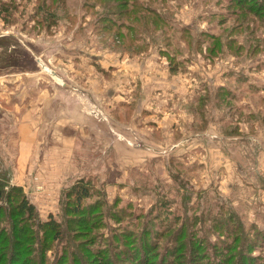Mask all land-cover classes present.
I'll use <instances>...</instances> for the list:
<instances>
[{"label": "rangeland", "instance_id": "obj_1", "mask_svg": "<svg viewBox=\"0 0 264 264\" xmlns=\"http://www.w3.org/2000/svg\"><path fill=\"white\" fill-rule=\"evenodd\" d=\"M83 1L0 0V32L13 35L0 59V183L64 232L81 227L67 226V194L89 181L103 231L150 230L155 263L165 258L162 210L214 241L221 206L233 205L252 254L261 243L264 252V9L237 16L228 0H145L170 26L141 21L135 41L127 26L102 27V1ZM11 205L0 212L6 231ZM81 231L74 241L90 233Z\"/></svg>", "mask_w": 264, "mask_h": 264}, {"label": "trees", "instance_id": "obj_2", "mask_svg": "<svg viewBox=\"0 0 264 264\" xmlns=\"http://www.w3.org/2000/svg\"><path fill=\"white\" fill-rule=\"evenodd\" d=\"M98 1H102L99 6L103 8L99 11V23L102 24L103 28L106 24L111 25V28H115L118 35L121 34V28L127 26V29L135 32L133 38L136 41L138 35L141 34L137 31V26L146 19L150 22L145 25L147 27L151 25L154 28L161 23L165 25L164 31L169 29L167 26L170 25L167 18L161 17L159 9L151 7L145 0ZM251 1L228 0L227 3L232 9L230 15L239 16L244 12V14L254 17L259 10L264 9V0L259 3L256 2V4L255 2L250 3ZM82 3L86 7L95 5L94 2L88 0H84ZM234 6L240 8L237 10ZM126 19H129V21L126 22ZM219 21L224 22L225 19L222 17ZM186 29H190V26L181 27L179 32H187ZM209 37L217 38L215 35ZM229 39L231 41L234 38ZM215 47H217L216 43L210 46L209 50H213ZM89 185V181L80 178L72 184L67 194V199L70 200L68 201L70 203L66 206L67 218L70 220L67 226L75 221L73 224L81 227L80 231H76V228L71 227L64 230L66 232L64 237V228L57 218L51 217V215L46 220L37 218L35 206L28 202L17 187L10 186L9 189L8 187L5 189V186L0 183V212L4 204L9 203L12 204L11 208L9 207V213L12 212L11 214L15 215V217L9 215L12 224L10 231H6V226L0 228V264H90L91 262L86 259L87 254L92 256L95 264H177L178 261H180L179 264H264L263 243L259 246L261 253L253 255L252 253L257 246L249 245L246 242L243 227L238 223L240 218H238L233 205L221 206L220 219L216 222V226H219L221 233H218L214 241H211L209 236H207L208 240L194 236L192 231L185 228L186 223L184 220L177 224L178 217L174 218L172 222L167 219L168 214L165 215L163 210L160 211L157 218H160L161 222L164 221L163 225L165 224L164 227L160 225L163 231L161 237H165L163 243L165 258L160 256L157 263H155L153 258L148 256L154 253L157 248V245L151 242L152 234H150V230L145 228L146 235L143 233L144 231L136 235L135 232L130 233L126 225L119 230L118 233L120 234L115 233V229H110V234L103 231L106 227L104 216H97L93 212L97 204L93 205L94 202H86V199L92 197V187ZM9 190L13 194L9 193ZM109 216L116 220L119 217L112 212ZM196 218H199V216H196ZM121 220L122 218H120ZM185 220H190V217L187 216ZM173 223L178 225V228L174 231L171 230V226L174 227ZM222 225L225 227L223 230ZM81 229L89 230L90 233L86 232V239L74 241V238L78 235L77 233H82ZM253 230L255 234L253 240L257 241L260 237L262 239V232H258L257 228H253ZM147 234H149V238ZM130 235L135 239L129 243L127 237ZM185 236L188 237L191 244H184L183 237ZM221 236L223 239H220ZM211 237L213 238L212 235ZM240 238L247 243L245 247L243 244H236L239 243ZM52 241H59L60 245L53 250L54 257L50 263L48 262L50 258L48 252L51 249L50 244ZM83 241L86 243L83 244ZM128 243L129 245H127ZM237 245L239 247L238 253H236ZM172 251L175 252L174 255H171L172 260H175V262H172L167 256ZM204 256L207 258L208 263L203 262L205 261Z\"/></svg>", "mask_w": 264, "mask_h": 264}, {"label": "water", "instance_id": "obj_3", "mask_svg": "<svg viewBox=\"0 0 264 264\" xmlns=\"http://www.w3.org/2000/svg\"><path fill=\"white\" fill-rule=\"evenodd\" d=\"M8 37H13V35L9 32H0V59L7 55V47L9 48L11 46V44L8 43Z\"/></svg>", "mask_w": 264, "mask_h": 264}, {"label": "crops", "instance_id": "obj_4", "mask_svg": "<svg viewBox=\"0 0 264 264\" xmlns=\"http://www.w3.org/2000/svg\"><path fill=\"white\" fill-rule=\"evenodd\" d=\"M151 67L148 68V70L150 69Z\"/></svg>", "mask_w": 264, "mask_h": 264}]
</instances>
